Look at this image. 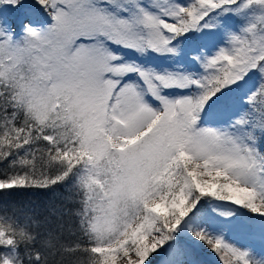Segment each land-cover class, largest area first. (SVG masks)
I'll return each instance as SVG.
<instances>
[{"label": "snow or ice", "instance_id": "1", "mask_svg": "<svg viewBox=\"0 0 264 264\" xmlns=\"http://www.w3.org/2000/svg\"><path fill=\"white\" fill-rule=\"evenodd\" d=\"M256 240L264 0H0V264H264Z\"/></svg>", "mask_w": 264, "mask_h": 264}, {"label": "trees", "instance_id": "2", "mask_svg": "<svg viewBox=\"0 0 264 264\" xmlns=\"http://www.w3.org/2000/svg\"><path fill=\"white\" fill-rule=\"evenodd\" d=\"M50 198V193L40 189L13 190L3 200L10 205H28L42 207Z\"/></svg>", "mask_w": 264, "mask_h": 264}, {"label": "rangeland", "instance_id": "3", "mask_svg": "<svg viewBox=\"0 0 264 264\" xmlns=\"http://www.w3.org/2000/svg\"><path fill=\"white\" fill-rule=\"evenodd\" d=\"M235 238L237 240H240L242 243L250 242L247 237H245L243 234H240V233H236ZM255 245H256V249L258 252L264 251V249L261 248V245H260L258 240L255 241ZM205 254H207L208 256H206L205 258H202L204 264H215V263L217 264L216 257L213 254H211V253H205ZM158 259H160V258H158Z\"/></svg>", "mask_w": 264, "mask_h": 264}, {"label": "bare ground", "instance_id": "4", "mask_svg": "<svg viewBox=\"0 0 264 264\" xmlns=\"http://www.w3.org/2000/svg\"><path fill=\"white\" fill-rule=\"evenodd\" d=\"M206 256H208L207 254H204V255H202V258H205ZM216 264V263H215Z\"/></svg>", "mask_w": 264, "mask_h": 264}]
</instances>
